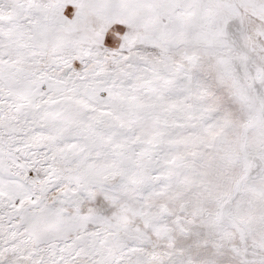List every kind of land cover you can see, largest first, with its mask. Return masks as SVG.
<instances>
[{
    "label": "snow or ice",
    "instance_id": "6c2138e0",
    "mask_svg": "<svg viewBox=\"0 0 264 264\" xmlns=\"http://www.w3.org/2000/svg\"><path fill=\"white\" fill-rule=\"evenodd\" d=\"M0 264H264V0H0Z\"/></svg>",
    "mask_w": 264,
    "mask_h": 264
}]
</instances>
